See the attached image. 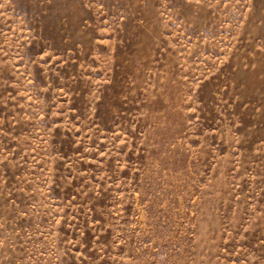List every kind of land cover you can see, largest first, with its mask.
Segmentation results:
<instances>
[{"label":"rangeland","instance_id":"374dc122","mask_svg":"<svg viewBox=\"0 0 264 264\" xmlns=\"http://www.w3.org/2000/svg\"><path fill=\"white\" fill-rule=\"evenodd\" d=\"M0 264H264V0H0Z\"/></svg>","mask_w":264,"mask_h":264}]
</instances>
